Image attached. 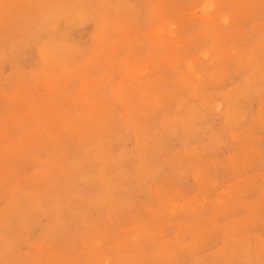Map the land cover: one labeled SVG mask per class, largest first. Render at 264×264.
Returning <instances> with one entry per match:
<instances>
[{
    "label": "rangeland",
    "instance_id": "1",
    "mask_svg": "<svg viewBox=\"0 0 264 264\" xmlns=\"http://www.w3.org/2000/svg\"><path fill=\"white\" fill-rule=\"evenodd\" d=\"M0 1V264H264V0Z\"/></svg>",
    "mask_w": 264,
    "mask_h": 264
},
{
    "label": "bare ground",
    "instance_id": "2",
    "mask_svg": "<svg viewBox=\"0 0 264 264\" xmlns=\"http://www.w3.org/2000/svg\"><path fill=\"white\" fill-rule=\"evenodd\" d=\"M28 1H29V0H28ZM0 2H1V1H0ZM42 2H43V1H42ZM58 2H59V1H58ZM77 2H78V1H77ZM87 2H88V1H87ZM10 3H11V2H10ZM27 3H28V2H27ZM48 3H49V2H48ZM60 3H61V2H60ZM78 3H79V2H78ZM38 4H39V3H38ZM62 4H63V3H62ZM106 4H107V3H106ZM13 5H14V4H13ZM27 5H28V4H27ZM41 5H42V4H41ZM38 6H39V5H38ZM63 7H64V6H63ZM13 8H14V7H13ZM33 8H34V7H33ZM39 8H40V7H39ZM58 8H59V7H58ZM81 8H82V7H81ZM100 8H101V7H100ZM105 8H106V7H105ZM108 8H109V7H108ZM162 8H163V7H162ZM11 9H12V8H11ZM77 9H78V8H77ZM93 10H94V9H93ZM95 10H97V9H95ZM162 10H163V9H162ZM162 10H161V11H162ZM27 11H28V10H27ZM27 11H26V12H27ZM106 11H107V10H106ZM118 11H119V9H118ZM214 11H215V10H214ZM53 12H54V11H53ZM162 12H163V11H162ZM162 12H161V13H162ZM9 13H10V12H9ZM166 13H167V12H166ZM213 13H214V12H213ZM19 14H20V13H19ZM98 14H99V13H98ZM100 14H101V13H100ZM215 14H217V13H215ZM13 15H14V14H13ZM57 15H58V14H57ZM105 15H106V14H105ZM123 15H124V14H123ZM123 15H122V16H123ZM23 16H24V14H23ZM120 16H121V15H120ZM122 16H121V17H122ZM109 17H110V16H109ZM206 17H207V16H206ZM208 17H209V16H208ZM118 18H119V17H118ZM108 19H109V18H108ZM110 20H111V19H110ZM163 20H164V19H163ZM34 21H35V20H34ZM161 22H162V21H161ZM165 22H166V21H165ZM64 23H65V22H64ZM75 24H76V23H75ZM162 24H163V22H162ZM164 24H165V23H164ZM164 24H163V25H164ZM11 25H12V24H11ZM58 25H59V24H58ZM163 25H162V26H163ZM40 26H41V25H40ZM60 26H61V25H60ZM101 26H102V25H101ZM107 26H108V25H107ZM164 26H165V25H164ZM7 27H8V26H7ZM15 27H17V26H15ZM157 27H158V26H157ZM64 28H65V27H64ZM60 29H61V28H60ZM153 30H155V29H153ZM57 33H58V32H57ZM115 41H116V40H115ZM12 45H13V44H12ZM50 46H51V45H50ZM47 47H48V46H47ZM46 49H47V48H46ZM165 51H166V50H165ZM127 56H128V55H127ZM124 58H125V57H124ZM162 58H163V56H162ZM164 61H165V60H164ZM2 62H3V61H2ZM163 63H164V62H163ZM117 66H118V65H117ZM141 72H142V71H141ZM139 84H140V83H139ZM200 115H201V114H200ZM0 129H1V128H0ZM143 147H144V146H143ZM122 155H123V154H122ZM121 157H122V156H121ZM51 197H52V196H51Z\"/></svg>",
    "mask_w": 264,
    "mask_h": 264
}]
</instances>
